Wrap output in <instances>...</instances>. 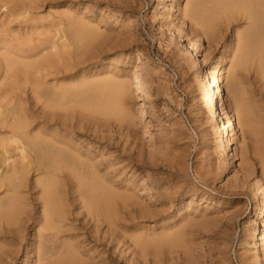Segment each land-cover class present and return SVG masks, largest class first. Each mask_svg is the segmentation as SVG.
<instances>
[{"label":"rangeland","instance_id":"obj_1","mask_svg":"<svg viewBox=\"0 0 264 264\" xmlns=\"http://www.w3.org/2000/svg\"><path fill=\"white\" fill-rule=\"evenodd\" d=\"M14 1L1 0L0 2V42L5 41L6 44L9 41L11 42V44L9 42L10 46L9 44H7L8 46L6 47L4 46L5 51H1L0 55L3 54L2 52L5 54L8 53V51L12 52L5 55V57L2 55L0 56V103L2 105L6 104L4 109H12L13 112H17L18 114L19 105L24 111L28 109L25 112L26 119L29 123L28 128L31 126L33 128L31 127V129H29L31 131L29 132V136H32V141H30L31 145L26 147L30 150V153L36 154L38 158L40 157L39 159L37 158V160H39L38 162L41 170L51 168V164L47 163L48 160L46 156L55 150V148H57L56 154L61 156L68 168L70 167L68 170L61 171L60 174L59 171H57L54 173L55 175H49L42 173L43 171L35 170L36 164H31V166H29V172L27 171L23 177L22 186L20 188V196H22L24 208L27 210L30 208V206H28L30 204L29 202L33 201L38 203L39 196L43 194V186L39 184V181L42 182L45 178H53V196L56 204L63 209H69L71 212L69 220L67 221V223H70V227L68 226V229L64 231L65 233L63 232L61 234L71 235L73 231H75L73 234L74 236L65 235L67 239H64L63 236L56 240L54 245L61 244L63 240H68L72 244L81 245L78 246L77 250L81 249L78 251L79 257L85 263L76 259L73 262L61 259L58 260L56 264H95L97 260L96 264H158V262L159 264H264V251H262L264 248V199H262L264 198V76H260L255 71V67H253L255 64H252V62L249 63V60L246 66H239L237 64L238 50L236 49L237 45L242 46L249 44V49L255 48L256 50L262 46V41H264V0H26L27 2L24 0H22L23 2L16 0L17 2L15 1V3ZM247 1L248 3H246ZM4 3L8 5L6 6ZM32 3H35V6L34 4L32 5ZM234 4L245 6L248 11L250 10L252 15H245L237 11L236 8L228 10V7L234 6ZM69 8H71V10ZM11 9L14 11L16 9L18 11L19 9V15L16 14L17 11L15 13L16 20L13 18L14 12H10ZM66 9L70 11H65ZM4 10H6L5 14ZM57 11L58 13H56ZM63 11L67 15H65ZM29 12L31 15L30 18L28 17ZM61 12L62 14H60ZM74 13L76 14L75 17H73L75 15ZM6 15H8V17ZM70 15L73 16L71 17ZM17 16H19L20 20ZM34 16H36L35 18L41 23H38L40 26L37 25V20H34ZM80 16L83 19L80 18ZM214 16L219 17L207 25ZM6 18L10 21L6 20ZM51 18L53 21L60 22L54 24ZM89 19L93 22H87ZM31 21L35 23L32 25ZM17 23L18 25H16ZM164 23H166L167 26L166 24L164 25ZM52 24L53 26H58L55 28L53 27V33ZM11 25H13V27H11ZM23 25H26L25 29L28 28V26L30 29L23 30L24 28H21L24 27ZM46 25H51V29L49 26L47 28ZM31 26H35L33 27L34 29ZM80 26L83 27L81 28ZM13 28L20 32L13 31ZM5 29H11L13 32H11V30L10 32L6 30V32L2 33ZM55 29L58 32H56ZM170 29L172 31L176 29L174 31L176 33L173 32V35ZM209 30L212 32H209ZM88 31L90 33H88ZM93 31H96V34L93 35ZM15 32L18 34L16 35ZM32 32L33 34H31ZM61 32L65 34L63 37H61ZM4 34L8 35V39ZM69 34L71 36H69ZM55 35L58 37L57 39ZM10 36H12V39ZM33 36L35 40H33ZM48 36L49 40L46 41L45 37L48 38ZM184 36L188 38L190 45L193 44L192 50H187ZM25 37L26 39L24 40ZM20 39L22 40L20 41ZM37 39H42V44L41 47L38 46L40 49H38L39 52L36 54V57L55 53L59 56H56L57 59L55 58L54 64L50 66V69L53 70L47 75V79L41 78V85L38 89L39 92L37 91L34 93L29 90L30 85H25L24 80L22 81L21 79H27V77L33 78L35 74L31 72L21 74L15 67L14 69L12 68L14 74L12 71L6 74L4 62H6V59L11 61V63L16 59L20 61L31 60V57L26 59H23L24 56L21 57L24 53L31 54V52H25L26 49L23 47L27 48L28 46L27 49L29 50L31 46L30 49H32L33 46H36L38 42ZM51 40H53L54 43L58 41L55 43L53 49H51V53L49 50L45 52L43 48L45 46L48 47V43ZM59 40H61V42ZM12 41L14 43L16 42V44L13 45L14 43ZM18 41L20 43L22 42V44H18ZM246 41L248 43H246ZM5 42L3 44H5ZM232 42H234V44ZM84 43L86 44L84 45ZM17 44L20 46L23 45L21 48L19 46V49H22L24 53L20 54V51H18L19 49L16 50L15 46L17 47ZM11 45L17 53L12 48L11 51ZM89 45L91 48L93 47V49H91ZM194 45L196 48L193 47ZM33 50L37 49L34 48ZM64 50L65 52H63ZM89 50L92 51V53ZM68 51L69 53H67V55L63 54ZM194 51L197 52L195 53ZM137 53L143 58V61L140 59L137 61ZM68 54H70V57ZM61 55L63 57H61ZM69 58L73 60L71 65L70 63L72 61L69 60ZM59 59L60 62L58 61ZM82 59L85 63H80L83 61ZM68 61L69 63L67 66ZM61 62L62 64L60 65L59 63ZM90 62L94 64L92 63V65ZM63 63H65V65ZM54 65L61 73H59L57 69L56 72V67L52 68ZM108 65L109 67L107 68ZM86 67H88V69ZM105 67L107 72L103 70ZM46 69L49 68L46 67ZM79 69H81V73H86L85 75L88 74V76L85 77L82 73L80 74L82 77H79ZM131 69H135V71L140 69L139 73L142 71L140 77L143 81V90L146 94L145 99L142 98L141 94H138L137 88L131 81V75L129 74L134 71ZM90 70L92 72H90ZM77 72L79 76H75ZM102 72L105 73L102 74ZM97 73L100 76L97 75ZM111 73H113V76ZM114 75L117 76L115 77ZM10 76L13 77L11 78ZM58 77H61V83L59 80L57 81ZM73 77L74 79H72ZM216 78H219V80ZM240 79L242 82L244 81L243 84ZM122 80L126 82L129 81V83L131 81L130 84H133H129L130 87L126 92H120L118 89V83L123 82ZM212 81L216 85L212 83ZM15 84L18 85L16 86ZM222 85H224V88ZM217 86H219L220 90L222 89L221 95L224 99V106L226 108H224L225 118H227V116L228 118L233 116L236 119L233 120V127L231 129V154L229 155L218 146L213 129V110L216 109V104L219 101ZM133 87H135L136 91ZM23 89L24 91H22ZM12 90L14 94L11 93ZM16 94L19 95L16 96ZM11 96L14 97L11 98ZM3 97L5 98L3 99ZM18 97L23 98V101H19ZM15 98H17L18 101ZM7 99H9V101ZM12 99L15 100L13 101ZM120 99L122 101H120ZM125 99L128 101V104ZM45 105L50 107L46 108L49 109L50 112L56 111L60 116L67 118L66 123H50L44 126L41 116L43 113L42 108ZM74 110L81 113H75ZM126 111L130 113V115L128 113L129 116ZM131 111L133 113H131ZM226 112L228 113L226 114ZM88 114L90 116H88ZM124 114L127 116L125 117ZM133 114L134 116L136 114V117L132 116L134 119L130 117ZM246 114L247 116H245ZM19 115H21V112ZM91 115H93V117ZM99 117L102 119H99ZM70 120L72 124H74L72 127L69 126ZM34 123L36 126L38 124V127L34 126ZM53 126L55 127L53 128ZM40 128H46L45 130L46 132L48 131L49 135L54 134L53 137L57 135L56 140H59L60 137L61 139L53 142L50 136H48V134L46 135V132ZM47 128L49 129L47 130ZM81 128H83V130ZM49 130L53 131L50 132ZM87 130L91 132L89 131L88 134ZM79 132L81 134H79ZM66 133H68V135ZM0 135H3L2 132ZM64 136L65 138L67 136L68 139V136H70L71 139L67 140L66 138L64 140L62 139ZM76 142L79 144L77 145ZM259 142H261V144ZM47 143L51 147V150H49L50 148H48ZM34 144L35 146L33 147ZM74 147L75 150H73ZM86 148L88 150H86ZM89 153L90 156L88 155ZM79 154L87 155L80 156ZM138 156L141 158H138ZM15 157L17 156L15 155ZM124 164L127 166L125 167ZM99 165L103 166L102 169ZM33 173L36 174V176ZM103 175L109 178H105ZM132 175H134V177ZM81 183H88L91 186L99 185L97 189L102 190L105 195L106 203L102 206L103 209L101 210V218L104 217L103 220L92 222L90 215H86L85 209L81 205L83 200V197L80 195ZM127 185L129 189L126 187ZM140 186L143 187L141 188ZM6 189L5 186L0 187V238L2 237L0 239V264H3L2 262H4V260L8 261L9 258V260L13 262H4V264H21V262L22 264L41 263V256L35 254L32 247L45 249L52 241H41L35 237L34 233L36 231L38 232V229H40L39 232L42 231L39 226L30 224L27 228L29 232H24L22 244L15 239L11 241L2 234V230L6 226V218L3 217L4 212L1 211L6 207L7 197L11 194V192L6 191ZM259 189L262 190V193L259 192ZM137 203H139V205ZM132 205L134 206L132 207ZM256 205L263 208V210L256 207ZM39 208L40 206L37 207L35 205L33 217L40 214L41 208ZM134 214L135 219L133 218ZM71 217H76L78 220L73 221ZM88 221L91 222V224ZM120 223L121 225L124 224L123 228L120 226ZM10 224L9 222V225ZM75 224L77 225L75 226ZM82 225H85L87 229L82 227ZM164 225L166 227H164ZM161 226H163L164 229ZM19 227H21L20 222L16 225H10V228L14 230ZM160 227L161 229H159ZM164 230L167 232H164ZM163 233L165 235H163ZM83 234L86 236H83ZM98 234L102 236L100 237ZM189 235L192 237L190 238ZM110 239L111 243L109 241ZM89 240L90 243L88 242ZM134 241L136 244L133 243ZM12 242H17L18 245L17 243L16 245H11ZM31 242H33L32 245ZM103 242L107 244L108 253L111 255V257L108 258L109 260L105 257L106 252L104 254H102V252L100 253V250H103ZM84 243L86 244L84 245ZM96 243L98 245L97 247L95 246ZM90 251L94 256L92 253L90 254ZM192 252H194V255ZM23 253L24 255H22ZM27 253L29 254L27 255ZM55 255L57 254L47 253L44 256V260H53L57 257ZM22 256L25 257L23 258ZM102 256L106 258V260H103L104 262L102 261ZM119 256L121 258H119ZM135 256H137V259ZM184 256L187 257L185 258ZM95 258H97V260H95ZM141 258H143V261ZM133 260L134 262H132Z\"/></svg>","mask_w":264,"mask_h":264},{"label":"bare ground","instance_id":"obj_2","mask_svg":"<svg viewBox=\"0 0 264 264\" xmlns=\"http://www.w3.org/2000/svg\"><path fill=\"white\" fill-rule=\"evenodd\" d=\"M14 1V0H13ZM16 1V0H15ZM15 1H14V3H15ZM20 1H22V0H20ZM25 2H27V1H29V0H24ZM38 1V0H37ZM0 2H1V0H0ZM10 2H11V0H10ZM17 2V1H16ZM19 2V1H18ZM23 2V1H22ZM21 2V3H22ZM245 2V1H244ZM9 3V2H8ZM20 3V4H21ZM235 3V2H234ZM239 3V2H238ZM241 3V2H240ZM246 3H248V1L246 2ZM4 4H6V6L8 5L7 3H4ZM10 4V3H9ZM23 4V3H22ZM30 4V3H29ZM34 4V6H35V3H32V5ZM237 4V3H236ZM236 4H234V6H231V7H228V10H230V9H233V8H236L237 9V11H239V12H241V13H243V14H245V15H252L251 13H250V10L248 11L246 8H245V6L243 7L242 5L240 6V5H236ZM16 5H17V3H16ZM4 6V5H3ZM26 6H27V4H26ZM2 7V6H1ZM23 7V6H22ZM61 7V6H60ZM5 8V7H4ZM24 8V7H23ZM30 8V7H29ZM181 8V7H180ZM186 8V7H185ZM7 9V8H6ZM20 9V8H19ZM19 9H18V11H19ZM34 9V8H33ZM57 9V8H56ZM70 10H71V8H69ZM207 9V8H206ZM12 10V11H11ZM10 10V12H14L13 14H14V19H15V13H16V11H17V9L14 11L13 9H11ZM68 9H66L65 11H67ZM70 10H68V11H70ZM192 10H194V9H192ZM5 11L6 10H4V14H5ZM18 11H17V13L16 14H18L19 15V13H18ZM60 11V10H59ZM180 11H181V9H180ZM64 12V11H63ZM56 13H58V11L56 12ZM21 14V13H20ZM24 14V13H23ZM22 14V15H23ZM28 14V13H27ZM60 14H62V12L60 13ZM64 14H65V12H64ZM71 14V13H70ZM73 14V13H72ZM75 14V13H74ZM156 14V13H155ZM154 14V15H155ZM25 15V14H24ZM65 15H67V14H65ZM78 15H80V14H78ZM153 15V16H154ZM222 15V14H221ZM7 17H8V15H6ZM26 16V15H25ZM24 16V17H25ZM30 12H29V18H30ZM37 16H38V14H37ZM57 16V15H56ZM61 16V15H60ZM71 16V15H70ZM69 16V17H70ZM73 16V15H72ZM71 16V17H72ZM76 16V14L73 16V17H75ZM180 16H181V14H180ZM11 17V16H10ZM18 17V19H19V16H17ZM16 17V18H17ZM23 17V18H24ZM36 16H34V20L36 19L35 18ZM63 17V16H62ZM61 17V18H62ZM70 17V18H71ZM79 17V16H78ZM182 17V16H181ZM218 17L219 16H214V17H212L211 19H210V21H209V23L207 24V25H209L212 21H214L215 19H218ZM4 18V17H3ZM32 18V17H31ZM39 18V17H38ZM41 18V17H40ZM55 18V17H54ZM59 18V17H58ZM77 18V17H76ZM80 18H82L81 16H80ZM11 19V18H10ZM24 19H27V18H24ZM52 19V18H51ZM60 19V18H59ZM72 19V18H71ZM83 19V18H82ZM85 19V18H84ZM239 19V18H238ZM6 20H8L7 18H6ZM16 20V19H15ZM20 20V19H19ZM37 20V19H36ZM40 20V19H39ZM62 20V19H61ZM73 20V19H72ZM76 20V19H75ZM171 20V19H170ZM184 20V19H183ZM4 21V20H3ZM8 21H10V20H8ZM12 21V20H11ZM89 21H91L90 19L87 21V22H89ZM27 22V21H26ZM49 22H51V21H49ZM52 22L54 23V24H56V23H59V22H56V21H53V19H52ZM51 22V23H52ZM62 22V21H61ZM68 22V21H67ZM75 22V21H74ZM73 22V23H74ZM91 22H93V21H91ZM163 22V21H162ZM165 22V21H164ZM170 22V21H169ZM168 22V23H169ZM241 22V21H240ZM5 23V22H4ZM29 23V22H28ZM31 23H32V21H31ZM35 23V22H34ZM34 23H32V25L34 24ZM38 23H40V22H38V20H37V25H39ZM70 23V22H69ZM167 23V22H166ZM166 23H164V25L166 24ZM167 23V24H168ZM3 24V23H2ZM24 24V23H23ZM41 24V23H40ZM63 24V23H62ZM66 24V23H65ZM64 24V25H65ZM167 24H166V26H167ZM170 24V23H169ZM243 24V23H242ZM16 25H18V23L16 24ZM28 25V24H27ZM81 25V24H80ZM238 25H239V23H238ZM15 26V25H14ZM21 26V25H20ZM24 26V25H23ZM26 26V25H25ZM25 26L24 27H21V28H24L23 30H26V29H28L29 28V26H28V28H26L25 29ZM36 26V25H35ZM35 26H33V27H35ZM40 26V25H39ZM47 26V28H48V26H49V28H50V26L51 25H46ZM46 26H45V28H46ZM219 26V25H218ZM1 27V26H0ZM4 27V26H3ZM6 27H7V25H6ZM11 27H13V25H11ZM32 27V26H31ZM32 27V28H33ZM52 33L54 32L53 31V27L55 28V27H58L57 25L56 26H53V24H52ZM81 27V26H80ZM83 27V26H82ZM81 27V28H82ZM168 27H169V25H168ZM171 27V26H170ZM172 27H173V25H172ZM215 27V26H214ZM217 27V26H216ZM9 28H10V26H9ZM44 28V29H45ZM47 28H46V30H47ZM80 28V29H81ZM176 28V27H175ZM196 28V27H195ZM211 28H213V27H211ZM222 28V27H221ZM4 29V28H3ZM2 29V30H3ZM30 29V28H29ZM34 29V28H33ZM33 29H32V31H33ZM51 29V28H50ZM79 29V28H78ZM173 29H174V27H173ZM210 29V28H209ZM249 29V28H248ZM6 30L7 29H5V31H2V33H4V32H6ZM11 30V29H10ZM10 30L8 29L7 31H9L10 32ZM15 29L13 28V31H14ZM18 30H19V28H18ZM22 30V29H21ZM38 30H39V28H38ZM40 30H42L41 28H40ZM59 30V29H58ZM171 30V29H170ZM176 30V29H175ZM174 30V31H175ZM178 30V29H177ZM199 30V29H198ZM12 30H11V32H13ZM16 31V30H15ZM49 31V30H48ZM55 31L56 32H58L56 29H55ZM64 31L66 32V30H65V28H64ZM71 31V30H70ZM172 31V30H171ZM174 31H172V33L174 32ZM181 31V30H180ZM16 32H20V31H16ZM15 32V34L17 35L18 33H16ZM26 32V31H25ZM30 32V31H29ZM41 32V31H40ZM39 32V33H40ZM42 32H43V30H42ZM41 32V33H42ZM50 32H51V30H50ZM55 32V33H56ZM209 32H212V31H210L209 30ZM22 33V32H21ZM20 33V34H21ZM44 33V32H43ZM54 33V34H55ZM88 33H90L89 31H88ZM97 33H98V31H97ZM174 33H176V32H174ZM174 33H173V35H174ZM217 33V32H216ZM24 34V33H23ZM27 34H29V33H27ZM31 34H33V32L31 33ZM46 34V33H45ZM57 34V33H56ZM68 34V33H67ZM94 34H96V31H93V35ZM100 34H102V33H100ZM99 34V35H100ZM183 34V33H182ZM0 35H1V33H0ZM4 35H6L5 37L7 38V34H4ZM22 35V34H21ZM25 35H26V33H25ZM34 35H35V37H36V34L34 33ZM42 35V34H41ZM63 35H65L64 33H62L61 32V37H63ZM172 35V36H173ZM175 35H177V34H175ZM196 35H199V34H196ZM22 36H24V35H22ZM21 36V37H22ZM32 36V35H31ZM56 36V35H55ZM58 36H59V33H58ZM68 36V35H67ZM69 36H71L70 34H69ZM104 36V35H103ZM177 36H180V35H177ZM186 36V35H185ZM185 36H184V38H185ZM4 37V38H5ZM12 36H10V38H11ZM19 37V36H18ZM30 37V36H29ZM35 37L33 36V38H30V39H33V40H35ZM52 37V36H51ZM96 37V36H95ZM214 37V36H213ZM1 38H2V36H1ZM3 38V39H4ZM37 38H40V37H37ZM54 38V37H53ZM52 38V39H53ZM58 37L56 36V39H57ZM64 38H66V37H64ZM104 38V37H103ZM107 38V37H106ZM187 38V37H186ZM184 39V40H186V48H187V50H189V49H193L192 48V45H190V42L188 41V38L187 39ZM197 38V37H196ZM200 38V37H199ZM8 39V38H7ZM7 39H4V40H6V41H8ZM12 39V38H11ZM10 39V40H11ZM26 39V37L24 38V40ZM45 39H46V41L47 40H49V36H48V38L47 37H45ZM72 39V38H71ZM96 39H97V37H96ZM99 39V38H98ZM250 39V38H249ZM22 39H20V41H21ZM33 40H32V42H33ZM38 40V39H37ZM42 40V39H41ZM41 40L39 39L38 40V42H37V44H36V46H33V43H32V46H33V48L32 49H30L31 48V46H30V48H29V50L27 49L28 48V46H27V48H25V47H23L24 49H26V51L25 52H27V53H30L31 52V54H26V53H24V51L22 50V52H21V50L19 49V46L20 45H18L20 42L18 41V44H17V47L15 46V48H16V50L17 49H19L18 51H20L19 53L21 54V53H24V54H22V56L20 55V54H18L19 56H21V57H23V59H26V58H29V57H31L32 59L31 60H15L14 62H12L11 63V61H8L7 59H6V62H4L5 63V65H4V69H5V71L7 72H4V73H6V74H8V73H10L11 71H12V68L14 69V67L15 68H17V71L19 72V73H23V74H26V73H34L33 75H34V77L33 78H29V77H27V79L25 78V79H21L22 81L24 80V83H25V85L26 84H29L30 85V91L31 92H34V93H36L37 91H38V89H39V86L41 85V78L42 79H44V78H46L47 77V75H49L50 73H51V70H53V69H50L51 67V65L52 64H54L53 62H54V59L56 58L57 59V57L59 56H57V54L55 53V54H44L42 57L40 56V57H36V54H38V49H40L38 46H40L41 47ZM44 40V39H43ZM55 40V39H54ZM61 40H62V38H61ZM61 40H59L60 42H61ZM65 40V39H64ZM75 40H77V39H75ZM74 40V41H75ZM180 40H181V38H180ZM245 40V39H244ZM1 41V40H0ZM45 41V40H44ZM58 41V40H57ZM56 41V42H57ZM63 41V40H62ZM65 41H67V40H65ZM93 41V40H92ZM95 41V40H94ZM97 41V40H96ZM105 41H106V39H105ZM232 41H234V40H232ZM5 42V41H4ZM4 42H0V52L1 51H5L4 50V48L6 47V46H8L7 44H9V42L6 44V42H5V44H3ZM13 42V41H12ZM49 42V41H48ZM55 42V43H56ZM59 42V43H60ZM103 42V41H102ZM14 43V42H13ZM12 43V44H13ZM29 43V42H28ZM55 43H54V41L53 40H51L49 43H48V47L47 46H45V44L43 43V45L45 46L43 49H45V52L47 51V50H49V52L51 51V49H53V47H54V45H55ZM58 43V44H59ZM67 43V42H66ZM65 43V44H66ZM68 43H69V40H68ZM96 43V42H95ZM101 43V42H100ZM104 43V42H103ZM195 43V42H194ZM233 44H234V42H232ZM246 43H248L247 41H246ZM10 44H11V42H10ZM10 44H9V46H10ZM16 44V42L13 44V45H15ZM20 44H22V42L20 43ZM25 44V43H24ZM86 43H84V45H85ZM31 45V44H30ZM35 45V44H34ZM42 45V46H43ZM61 45V44H60ZM59 45V46H60ZM64 45V44H63ZM69 45V44H68ZM79 45V44H78ZM90 45H91V43H90ZM90 45H89V47H90ZM93 45H95V44H93ZM104 45V44H103ZM5 46V47H4ZM12 46V45H11ZM23 46V45H22ZM22 46H20V48L22 47ZM25 46V45H24ZM58 46V47H59ZM66 46V45H65ZM70 46V45H69ZM92 46V45H91ZM228 46V45H227ZM249 44H247V45H242V46H238L237 45V47H236V49L238 50V53H237V55H238V58H237V64L239 65V66H241V67H243V66H246V63L248 62V60H249V63L250 62H252V64H255V66H253V67H255V71L260 75V76H264V41H262V46L260 47V48H258L257 50L254 48V49H249ZM38 47V48H37ZM62 47V46H61ZM84 47V46H83ZM96 47H97V44H96ZM96 47H94V48H96ZM193 47H195V45L193 46ZM14 49V47L12 46V47H10V49ZM34 48H36L37 50H33ZM60 48V47H59ZM63 48H64V46H63ZM87 48V47H86ZM86 48H85V50H86ZM91 48V47H90ZM196 48V47H195ZM232 48V47H231ZM9 49V50H10ZM12 49H11V51H12ZM61 49V48H60ZM89 49V48H88ZM91 49H93V47L91 48ZM7 50V49H6ZM15 50V49H14ZM14 50H13V53H14ZM15 50V52L17 53V51ZM63 50V49H62ZM70 50V49H69ZM95 50V49H94ZM195 50V49H194ZM255 50V51H254ZM58 51H59V49H58ZM66 51H67V49H66ZM75 51V50H74ZM88 51V50H87ZM90 51V50H89ZM41 52H43V51H41ZM52 52H53V50H52ZM63 52H65V50L63 51ZM91 53H92V51H90ZM190 52H192V51H190ZM195 52V51H194ZM197 52V51H196ZM195 52V53H196ZM3 54H1L2 56H4L5 57V55H7L8 53H12V52H9L8 51V53H4V52H2ZM51 53V52H50ZM62 53V52H61ZM67 53H69V51L68 52H66V53H63L64 55L66 54L67 55ZM71 53V52H70ZM73 53V52H72ZM94 53V52H93ZM134 53V52H133ZM60 54V53H59ZM76 54H78V53H76ZM81 54V53H80ZM85 54H86V51H85ZM0 55V56H1ZM69 55V57H70V54H68ZM72 55V54H71ZM75 55V54H74ZM82 55V54H81ZM80 55V56H81ZM90 55V54H89ZM99 55V54H98ZM193 55V54H192ZM194 55H196V54H194ZM229 55H230V53H229ZM12 56H14V55H12ZM17 56V55H16ZM26 56V57H25ZM57 56V57H56ZM93 56V55H92ZM101 56V55H100ZM135 56V55H134ZM61 57H63L62 55H61ZM67 57V56H66ZM66 57H64V58H66ZM75 57V56H74ZM144 57V56H143ZM1 58V57H0ZM16 58V57H15ZM18 58V57H17ZM90 58V57H89ZM96 58V57H95ZM101 58V57H100ZM136 58H138V60L137 61H139V59L140 60H142L143 58L139 55V53H137L136 54ZM3 59V58H2ZM20 59H22V58H20ZM85 59V58H84ZM94 59V58H93ZM63 60H65V59H63ZM69 60H71L72 62L70 63V65L73 63V60H72V58H69ZM83 60V59H82ZM88 60V59H87ZM97 60V59H96ZM3 61H4V59H3ZM59 62H60V59L58 60ZM81 61V60H80ZM85 61H86V59H85ZM143 61V60H142ZM55 62H56V60H55ZM64 62V61H63ZM141 62V61H140ZM232 62V61H231ZM68 63H69V61L67 62V66H68ZM80 63H85L84 62V60L83 61H81ZM93 62H90V64H92ZM228 63V62H227ZM236 63V62H235ZM60 65L62 64V62L61 63H59ZM64 65H65V63H63ZM94 64V63H93ZM92 64V65H93ZM57 65V64H56ZM60 65H58V66H60ZM86 65V64H85ZM84 65V66H85ZM100 65V64H99ZM213 65V64H212ZM231 65V64H230ZM237 65V66H238ZM91 66V65H90ZM139 66V65H138ZM217 66V65H216ZM238 66V67H239ZM46 67H48L49 69H46ZM54 67H56L55 65L52 67V68H54ZM75 67V66H74ZM92 67V66H91ZM109 67V65L107 66V68ZM136 67V66H135ZM134 67V68H135ZM213 67V66H212ZM211 67V68H212ZM228 67V66H227ZM67 68V67H66ZM70 68H71V66H70ZM82 68V67H81ZM87 69H88V67H86ZM112 68V67H111ZM111 68H109V69H111ZM229 68H230V66H229ZM57 69V67L55 68V70ZM65 69V68H64ZM68 69V68H67ZM77 69H78V67H77ZM85 69V68H84ZM136 69H138V68H136ZM209 69V68H208ZM226 69H228V68H226ZM57 70H59V69H57ZM57 70H56V72H57ZM66 70V69H65ZM80 71H79V75L80 74H82L81 73V69H79ZM95 70V69H94ZM93 70V71H94ZM104 71L106 70V67H105V69H103ZM132 70V69H131ZM130 70V71H131ZM134 70V71H133ZM132 71V73L131 74H129V75H131V81L134 83V85H135V87L137 88V91H138V94H141V96H142V98H146V94H145V92H144V90H143V81H142V79H141V77H140V74L142 73V71H141V73H139V71H140V69L139 70H137V71H135V69H133ZM212 70V69H211ZM229 70V69H228ZM16 71V70H15ZM42 71V72H41ZM78 71V70H77ZM85 71V70H84ZM89 71V70H88ZM95 71H97V70H95ZM112 71V70H111ZM90 72H92L91 70H90ZM99 72H100V70H99ZM106 72H107V70H106ZM110 72V71H109ZM113 72V71H112ZM215 72V71H214ZM12 73H13V71H12ZM41 73H42V76H41ZM59 73H61V71L59 70ZM72 73V72H71ZM95 73V72H94ZM103 73H105V72H102V74ZM114 73V72H113ZM113 73H111L112 74V76H113ZM121 73V72H120ZM123 73V72H122ZM125 73V72H124ZM128 73V72H127ZM130 73V72H129ZM208 73H210V72H208ZM229 73V72H228ZM235 73V72H234ZM14 74V73H13ZM17 74V73H16ZM36 74H38V75H36ZM54 74H55V72H54ZM53 74V75H54ZM84 74V73H83ZM86 74V73H85ZM84 74V75H85ZM119 74V73H118ZM239 74V73H238ZM12 75V74H11ZM19 75V74H18ZM58 75V74H57ZM66 75V74H65ZM76 75H78V72H77V74H75V76ZM78 75V76H79ZM89 75H90V73H89ZM91 75H92V73H91ZM97 75H99L98 73H97ZM128 75V76H129ZM211 75H212V73H211ZM225 75V74H224ZM234 75V74H233ZM24 76V75H23ZM29 76V75H28ZM86 76H88V74L87 75H85V77ZM100 76V75H99ZM115 76V75H114ZM117 76V75H116ZM115 76V77H116ZM124 76V75H123ZM128 76H127V78H128ZM235 76H236V74H235ZM242 76V75H241ZM11 77V76H10ZM13 77V76H12ZM11 77V78H12ZM57 77V76H56ZM66 77H67V75H66ZM79 77H82L81 75L79 76ZM104 77V76H103ZM118 77H120V76H118ZM121 77H122V75H121ZM120 77V78H121ZM212 77V76H211ZM18 78H19V76H18ZM61 78V77H60ZM60 78L58 77V79H57V81L59 80L60 81ZM89 78H91V77H89ZM96 78V77H95ZM125 78V77H124ZM213 78V77H212ZM221 78V77H220ZM241 78V77H240ZM47 79V78H46ZM50 79V78H49ZM63 79V78H62ZM71 79V78H70ZM72 79H74V77L72 78ZM71 79V80H72ZM76 79V78H75ZM85 79V78H84ZM122 79H123V77H122ZM130 79V78H129ZM217 80H219V78H216ZM215 79V80H216ZM230 79V78H229ZM9 80H12V79H9ZM19 80V79H18ZM64 80V79H63ZM66 80V79H65ZM67 80H69V79H67ZM90 80V79H89ZM119 80V79H118ZM213 80H214V78H213ZM224 80V79H223ZM17 81V80H16ZM44 81V80H43ZM56 81V80H55ZM74 81V80H73ZM123 81V80H122ZM131 81H130V83H131ZM234 81V80H233ZM240 81L242 82V80L240 79ZM21 82V81H20ZM53 82H54V80H53ZM65 82V81H64ZM67 82V81H66ZM81 82V81H80ZM80 82H78V83H80ZM111 82V81H110ZM219 82V81H218ZM223 82V81H222ZM226 82V81H225ZM244 82V81H243ZM243 82H242V84H243ZM23 83V82H22ZM43 83V82H42ZM46 83V82H45ZM58 83V82H57ZM60 83H61V81H60ZM129 81L128 82H126V81H123V82H119L118 83V89H119V91L120 92H126L127 90H128V88L130 87L129 86ZM212 83H214L213 81H212ZM220 83V82H219ZM13 84V83H12ZM20 84V83H19ZM64 84V83H63ZM67 84V83H66ZM215 84V83H214ZM16 85V84H15ZM18 85V84H17ZM16 85V86H17ZM54 85V84H53ZM56 85H58V84H56ZM68 85V84H67ZM72 85H73V83H72ZM78 85V84H77ZM130 85H133V84H130ZM216 85V84H215ZM214 85V86H215ZM12 86V85H11ZM21 86H23V85H21ZM224 85H222V87H223ZM240 86V85H239ZM20 87V86H19ZM54 87H55V85H54ZM132 87V86H131ZM135 87H133V89L135 90ZM210 87V86H209ZM221 87V86H220ZM23 88V87H22ZM28 88V87H27ZM224 88V87H223ZM8 89V88H7ZM14 89V88H13ZM73 89V88H72ZM131 89V88H130ZM216 89V88H215ZM245 89V88H244ZM8 90H10V89H8ZM7 90V91H8ZM20 90H21V87H20ZM19 90V91H20ZM26 90V89H25ZM217 90L219 91V101L217 102V104H216V109L215 110H213V116H212V119H213V121H214V125H213V129H214V134H215V137H216V139H217V143H218V146L219 147H221L223 150H225V152H227V154L229 155V154H231L230 153V140H231V138H232V136H231V129H232V127H233V120H236L233 116H230L231 118H228V116H227V118H225V116L226 115H224V108H225V106H224V99H223V97H222V95H221V90H220V88H219V86H217ZM15 91V90H14ZM22 91H24V89L22 90ZM21 91V92H22ZM27 91V90H26ZM136 91V90H135ZM211 91V90H210ZM215 91V90H214ZM4 92H5V89H4ZM18 92V91H17ZM39 92V91H38ZM108 92H110V91H108ZM114 92V91H113ZM131 92V91H130ZM222 92H224V91H222ZM1 93H2V91H1ZM11 93H13V90H12V92ZM11 93H10V95H11ZM24 93V92H23ZM228 93V92H227ZM14 94V93H13ZM12 94V95H13ZM126 94H128V93H126ZM137 94V93H136ZM9 95V94H8ZM19 95V94H18ZM17 94H16V96H18ZM22 95V94H21ZM31 95H33V94H31ZM131 95V94H130ZM211 95H214V94H211ZM3 96V95H2ZM1 96V97H2ZM6 96V95H5ZM15 96V95H14ZM14 96H11V98L12 97H14ZM15 96V97H16ZM138 96V95H137ZM32 97V96H31ZM36 97V96H35ZM140 97V96H139ZM225 97V96H224ZM5 97H3V99H4ZM10 98V97H9ZM21 97H18V99H19V101H23V98H21ZM37 98H39V97H37ZM131 98V97H130ZM15 99H17V98H15ZM14 99V100H15ZM18 99H17V101H18ZM40 99H41V96H40ZM71 99V98H70ZM242 99V98H241ZM247 99V98H246ZM245 99V100H246ZM1 100H2V98H1ZM8 101H9V99H7ZM7 100H6V103H7ZM13 100V99H12ZM13 100V101H14ZM32 100V99H31ZM126 100V99H125ZM131 100V99H130ZM242 100H244V99H242ZM16 101V102H17ZM117 101V100H116ZM120 101H122L121 99H120ZM127 101V100H126ZM126 101H124V102H126ZM216 101V100H215ZM226 101V100H225ZM10 102H11V100H10ZM16 102H15V104H16ZM43 102V101H42ZM233 102V101H232ZM5 103V102H4ZM19 103V102H18ZM95 103H97V102H95ZM131 103V102H130ZM8 104V103H7ZM12 104V103H11ZM99 104V103H98ZM127 104H128V101H127ZM6 105V104H5ZM5 105L3 104H1L0 103V134H1V132H2V136L0 135V167H1V170H0V187H2V186H5L7 189H6V191H10L11 192V194L7 197V205H6V207L3 209V211H1V212H4V218H6V221H5V224H6V226L3 228V230H2V234L4 235V237H7V238H9L11 241H12V239H15L16 241H18L19 243H21L22 242V239H24L23 237H24V232L26 231V232H29L28 230H27V228L30 226V224H33V226L34 225H37V226H39L41 229H42V231H40L39 232V230L40 229H38V232L36 231L34 234H35V237L38 239V240H41V241H43V240H50V241H52V243L50 244V245H48L47 246V248H43V249H39V248H36V247H32V250H34V252H35V254H37V255H40L41 256V263H37V264H56V262L58 261V260H61V259H64V260H67V261H70V262H73V261H75V259L76 260H79L80 262H82V263H85L80 257H79V252L78 251H80V250H77L78 249V246H81V245H79V244H72L71 242H69L68 240H63V241H61V244H58V245H54V242H56V240H58L59 238H62L63 236V238L64 239H67V238H65L67 235H70V234H65V235H62L61 233H63L65 230H67L68 228V226L70 227V223H67V221L69 220V216H70V214H71V212H70V210L68 209H63V208H61V207H59L57 204H56V202H55V199H54V194H53V189H54V182H53V178H51V179H47V178H45L44 180H42V182L41 181H39V184L40 185H42L43 186V188H42V192H43V194H42V196L40 195L39 196V199H38V203H35V202H33V201H30L28 204V206H30V208L29 209H27V210H25V208H24V204H23V201H22V196H20V188H21V186H22V180H23V177H24V175L27 173V171L29 170V166H31V164H36L35 165V170H40L42 173H45V174H49V175H55L54 173L55 172H57V171H59V174H60V172L61 171H63V170H68L69 168H68V166L66 165V163H64L63 162V160H62V158H61V156L60 155H58V154H56V152H57V148H55V150H53L52 152H50L49 153V155L48 156H46L47 157V160H48V162L47 163H50L51 164V168L49 169V168H47V169H45V170H41V167H40V165H39V160H37V158H38V156L36 155V154H32V153H30V150L29 149H27V147L26 146H29V145H31V143H30V141H32V136L30 135L29 136V132H31L29 129H31V127L30 128H28V126H29V123H28V121H27V119H26V116H25V112L28 110H26V111H24L21 107H20V105L18 106V108H19V114H20V112H21V115H19L17 112H13V110L12 109H8V110H6V108L4 109V107H5ZM22 105H23V103H22ZM39 105V104H38ZM41 105V104H40ZM132 105V104H131ZM226 105V104H225ZM241 105V104H240ZM13 106V105H12ZM33 106H34V104H33ZM113 106V105H112ZM124 106V105H123ZM47 107H49L48 105H45L43 108H42V110H43V113H42V116H41V118H42V121H43V123H44V126H46V125H49L50 123L52 124V123H66V120H67V118H65L64 116L62 117V116H60V114H58L56 111L55 112H50V110L49 109H46ZM127 107V106H126ZM227 107V106H226ZM233 107V106H232ZM2 108H3V110H2ZM28 108V107H27ZM50 108V107H49ZM83 108V107H82ZM234 108V107H233ZM36 109H37V107H36ZM35 109V110H36ZM65 109V108H64ZM126 109H128V108H126ZM131 109V108H130ZM226 109V108H225ZM52 110V109H51ZM68 110V109H67ZM233 110V109H232ZM244 110V109H243ZM22 111H23V113H22ZM124 111H125V109H124ZM234 111V110H233ZM232 111V112H233ZM253 111V110H252ZM67 112V111H66ZM66 112H64V113H66ZM74 112L76 113V112H79V111H75L74 110ZM127 112V111H126ZM237 112V111H236ZM79 113H81V112H79ZM83 113V112H82ZM128 113L129 112H127V115H128ZM131 113H133L132 111H131ZM228 112H226V114H227ZM29 114H30V112H29ZM84 114V113H83ZM231 114V113H230ZM79 115V114H78ZM125 115V117L127 116L126 114H124ZM129 115H130V113H129ZM128 115V116H129ZM241 115V114H240ZM28 116V115H27ZM31 116H33V115H31ZM86 116H87V114H86ZM88 116H90L89 114H88ZM92 117H93V115H91ZM136 117V114H135V116H134V114L133 115H131L130 117ZM235 116V115H234ZM245 116H247V114L245 115ZM251 116V115H250ZM73 117H74V115H73ZM132 117V118H133ZM236 117H237V115H236ZM28 118V117H27ZM78 118V117H77ZM85 118V117H84ZM90 118V117H89ZM96 118V117H95ZM91 119H93V118H91ZM99 119H102V118H100L99 117ZM104 119V118H103ZM134 119V118H133ZM30 120V119H29ZM105 120V119H104ZM126 120H127V118H126ZM39 121V120H38ZM101 121V120H100ZM103 121V120H102ZM131 121H132V119H131ZM134 121V120H133ZM90 122H92V121H90ZM120 122V121H119ZM148 122V121H147ZM239 122V121H238ZM96 123H99V122H96ZM107 123V122H106ZM105 123V124H106ZM35 124V123H34ZM42 124V123H41ZM104 124V125H105ZM126 124V123H125ZM135 124V123H134ZM133 124V125H134ZM145 124V123H144ZM239 124V123H238ZM118 125V124H117ZM119 125H120V123H119ZM147 125V124H146ZM34 126H36V124L34 125ZM44 126H42V127H44ZM69 126L70 127H72V126H74V124H72V121L70 120L69 121ZM107 126V125H106ZM145 126V125H144ZM36 127H38V124H37V126ZM50 127V126H49ZM55 126H53V128H54ZM58 127V126H57ZM108 127V126H107ZM240 127V126H239ZM242 127V126H241ZM33 128V127H32ZM117 128H119V127H117ZM126 128V127H125ZM36 129V128H35ZM40 129H42V128H40ZM46 129V128H45ZM45 129H42V130H44L45 132H46V130ZM49 128H47V130H48ZM60 129V128H59ZM63 129V128H62ZM72 129V128H71ZM82 130H83V128H81ZM80 129V130H81ZM87 129V128H86ZM233 129H235V128H233ZM260 129H261V127H260ZM33 130V129H32ZM38 130H39V128H38ZM50 131V130H49ZM51 131H53V130H51ZM50 131V132H51ZM59 131H61V130H59ZM84 131H86V130H84ZM88 131V130H87ZM90 131V130H89ZM89 131L87 132L88 134H89ZM126 131V130H125ZM56 132H57V130H56ZM55 132V133H56ZM62 132V131H61ZM64 132V131H63ZM73 132H75V131H73ZM81 132H83V131H81ZM91 132V131H90ZM33 133V132H32ZM42 133V132H41ZM54 133V132H53ZM69 133V132H68ZM68 133H66L67 135H68ZM86 133V132H85ZM86 133V134H87ZM264 133V132H263ZM46 135L48 134V136H50V139H52V141L53 142H56V141H59L60 139H61V137H60V139L59 140H56V137H57V135H56V137H53V135L54 134H50L49 135V133H48V131L45 133ZM64 134H65V132H64ZM73 134V133H72ZM79 134H81L80 132H79ZM233 134V133H232ZM62 135V134H61ZM69 135H71V134H69ZM74 135V134H73ZM76 135V134H75ZM90 135H91V133H90ZM94 135V134H93ZM60 136V135H59ZM85 136V135H84ZM89 136V135H88ZM69 137V139H71L70 138V136H68ZM77 137H78V135H77ZM55 138V139H54ZM59 138V137H58ZM66 138H67V136H66ZM65 138V136H64V138H62V139H66ZM83 138V137H82ZM81 138V139H82ZM68 138H67V140H69ZM264 139V138H263ZM67 140H66V143H67ZM74 141V140H73ZM73 141H71V142H73ZM76 141L78 142V140L76 139ZM34 142V141H33ZM62 142V141H61ZM70 142V141H69ZM77 142H76V144H77ZM58 143V142H57ZM56 143V144H57ZM75 143V142H74ZM84 143V142H83ZM82 143V144H83ZM254 143V142H253ZM260 144H261V142H259ZM61 144V143H60ZM73 144V143H72ZM79 144V143H78ZM77 144V145H78ZM85 144V143H84ZM256 144V143H255ZM64 145V144H63ZM67 145V144H66ZM69 145V144H68ZM75 145V144H74ZM80 145H81V143H80ZM35 146V144L33 145V147ZM47 146H48V148H50L49 150H51V147L48 145V143H47ZM71 146V145H70ZM82 146V145H81ZM232 146V145H231ZM262 146V145H261ZM72 147V146H71ZM77 147V146H76ZM85 148V147H84ZM83 148V149H84ZM78 149V148H77ZM41 150V149H40ZM73 150H75V147H74V149ZM79 150V149H78ZM80 150H81V147H80ZM86 150H88L87 148H86ZM232 150V149H231ZM42 151V150H41ZM82 151V150H81ZM85 151V150H84ZM83 151V152H84ZM15 152H16V154H15ZM76 152H78V151H76ZM87 152V151H86ZM85 152V153H86ZM243 152V151H242ZM41 153V152H40ZM80 153H82V152H80ZM17 156V157H15V155ZM42 154V153H41ZM92 154V153H91ZM63 155V154H62ZM78 155V154H77ZM80 156H82V155H84V154H79ZM85 155H87V154H85ZM84 155V156H85ZM89 156H90V153L88 154ZM226 155V154H225ZM233 155V154H232ZM246 155H247V153H246ZM41 156V155H40ZM64 156V155H63ZM92 156H95V155H92ZM98 157V156H97ZM127 157V156H126ZM137 157V156H136ZM227 157V156H226ZM40 158V157H39ZM38 158V159H39ZM86 158H88V157H86ZM96 158V157H95ZM138 158H141V157H139L138 156ZM154 158V157H153ZM242 158V157H241ZM36 159V160H35ZM94 159V158H93ZM92 159V160H93ZM126 159V158H125ZM128 159V158H127ZM134 159V158H133ZM165 159V158H164ZM170 159V158H169ZM231 159V158H230ZM90 160V159H89ZM145 160H147V159H145ZM157 160V159H156ZM181 160V159H180ZM183 160V159H182ZM249 160V159H248ZM248 160H246V161H248ZM132 161V160H131ZM137 161V160H136ZM173 161V160H172ZM92 162V161H91ZM95 162V161H94ZM133 162V161H132ZM132 162H130V163H132ZM230 162V161H229ZM93 163V162H92ZM102 163V162H101ZM127 163V162H126ZM49 164V165H50ZM95 164V163H94ZM246 164V163H245ZM98 165V164H97ZM96 165V166H97ZM102 165V164H101ZM105 165V164H104ZM125 165V167L127 166L126 164H124ZM132 165V164H131ZM100 166V165H99ZM263 166V165H262ZM33 167H34V165H33ZM101 167V169H102V167L103 166H100ZM99 167V168H100ZM133 167V166H132ZM32 168V167H31ZM94 168H96V167H94ZM124 168V167H123ZM128 168V167H127ZM126 168V169H127ZM130 168V167H129ZM134 168H135V166H134ZM259 168V167H258ZM131 169V168H130ZM138 169V168H137ZM202 169V168H201ZM32 170V169H31ZM30 170V171H31ZM100 170V169H99ZM104 170H105V167H104ZM125 170V169H124ZM128 171V170H127ZM132 171V170H131ZM206 171V170H205ZM210 171V170H209ZM264 171V170H263ZM29 172V171H28ZM105 172V171H104ZM128 172H130V171H128ZM137 172V171H136ZM206 172H208V171H206ZM41 173V174H42ZM106 173V172H105ZM29 174V173H28ZM34 174V173H33ZM133 174V173H132ZM203 174V173H202ZM35 176H36V174H34ZM57 175V174H56ZM100 175V174H99ZM102 175V174H101ZM104 176V175H103ZM108 176H109V174H108ZM108 176H106V177H108ZM133 177H134V175H132ZM205 176V175H204ZM60 177V176H59ZM105 177V176H104ZM105 177V178H106ZM111 177V176H110ZM141 177V176H140ZM103 178V177H102ZM109 178V177H108ZM41 179V178H40ZM104 179V178H103ZM102 179V180H103ZM112 179V178H111ZM140 179V178H139ZM106 180H109V179H106ZM105 180V181H106ZM124 180V179H123ZM126 180H127V178H126ZM131 180V179H130ZM129 180V181H130ZM110 181V180H109ZM107 182V181H106ZM124 182H125V180H124ZM126 182H128V181H126ZM140 182V181H139ZM239 182V181H238ZM42 183V184H41ZM59 183V182H58ZM113 183H115V182H113ZM117 183V182H116ZM122 183V182H121ZM131 183V182H130ZM129 183V184H130ZM135 183V182H134ZM257 183V182H256ZM137 184H138V182H137ZM63 185V184H62ZM121 186H123L122 184H120ZM119 185V186H120ZM133 185V184H132ZM131 185V186H132ZM135 185H136V183H135ZM141 185V184H140ZM258 185H260V184H258ZM99 185H94V186H91V185H89L88 183H81V189H80V195L83 197V200H82V202H81V205L83 206V208L85 209V213H86V215H90V217H91V220H92V222H98L99 220H103V218H101V210L103 209L102 208V206L103 205H105V203H106V199H105V195L103 194V192H102V190H99V189H97V188H99L98 187ZM119 186H118V188H119ZM256 186V185H255ZM126 187H128V185L126 186ZM126 187H125V189H126ZM135 187V186H134ZM133 187V188H134ZM141 187V186H140ZM143 187V186H142ZM141 187V188H142ZM258 187V186H257ZM260 187V186H259ZM256 188V187H255ZM261 188V187H260ZM41 189V188H40ZM121 189H123V188H121ZM128 189H129V187H128ZM130 189H132V188H130ZM258 189V188H257ZM61 190V189H60ZM138 190V189H137ZM143 190V189H142ZM260 190V189H259ZM22 191H24V190H22ZM58 191V190H57ZM65 191H66V189H65ZM127 191V190H126ZM139 191V190H138ZM257 191V190H256ZM262 190H260L259 192H261ZM25 192V191H24ZM255 192V191H254ZM258 192V193H259ZM35 193H36V191H35ZM135 193V192H134ZM262 193V192H261ZM261 193H259V194H261ZM33 194H34V192H33ZM136 194V193H135ZM203 195V194H202ZM25 196V195H24ZM134 196H136V195H134ZM263 196V195H262ZM74 197V196H73ZM137 198H139V197H137ZM172 199V198H171ZM202 199V198H201ZM262 199H264V198H262ZM139 203H141V202H139ZM139 203H137L138 205H139ZM35 205L38 207V206H40V208H41V210H40V214L38 215V216H36V217H33V213H34V211H35ZM135 205V204H134ZM134 205H132V207L134 206ZM138 205H135V206H138ZM141 205H143L142 203H141ZM255 205V204H254ZM144 206V205H143ZM118 207V206H117ZM126 207H128V206H126ZM130 207V206H129ZM256 207H259V206H257L256 205ZM39 208V209H40ZM77 208V207H76ZM125 208V207H124ZM140 208V207H139ZM260 208V207H259ZM114 209V208H113ZM126 209V208H125ZM128 209V208H127ZM260 209H262L263 210V208H260ZM73 210V209H72ZM37 211V210H36ZM128 211V210H127ZM144 211H146V210H144ZM148 211V210H147ZM134 212V211H133ZM136 212V211H135ZM119 213V212H118ZM122 213V212H121ZM144 213V212H143ZM148 213V212H147ZM146 213V214H147ZM186 213V212H185ZM125 214V213H124ZM1 215V214H0ZM74 215V214H73ZM185 215H187V214H185ZM78 216V215H77ZM118 216H119V214H118ZM189 216V215H188ZM135 217V214H134V216H133V218ZM72 218V217H71ZM137 218V217H136ZM187 218V217H186ZM124 219V218H123ZM127 219V218H126ZM135 219V218H134ZM188 219V218H187ZM71 220H78V218H76V217H73ZM70 220V221H71ZM80 220V219H79ZM137 220V219H136ZM143 220H144V218H143ZM183 220V219H182ZM126 221V220H125ZM169 221V220H168ZM9 222L12 224V225H16L18 222H20V226L21 227H19L18 229H16V230H14V229H11L10 228V225H9ZM83 222H84V219H83ZM89 222V221H88ZM135 222V221H134ZM140 222V221H139ZM180 222V221H179ZM190 222H191V220H190ZM82 223V222H81ZM90 224H91V222H89ZM88 223V224H89ZM110 223V222H109ZM143 223V222H142ZM162 223V222H161ZM164 223V222H163ZM171 223V222H170ZM169 223V224H170ZM263 223H264V221H263ZM93 224V223H92ZM105 224V223H104ZM132 224V223H131ZM136 224V223H135ZM138 224V223H137ZM166 224V223H165ZM172 224H173V222H172ZM172 224H171V226H172ZM184 224V223H183ZM3 225V224H2ZM77 224H75V226H76ZM79 225V224H78ZM103 225V224H102ZM115 225V224H114ZM124 225V224H123ZM123 225H121V223H120V226L123 228ZM133 225V224H132ZM131 225V226H132ZM167 225V224H166ZM176 225V224H175ZM18 226V225H17ZM73 226V225H72ZM75 226H73V227H75ZM136 226V225H135ZM135 226H133V227H135ZM138 226H140V225H138ZM169 226V225H168ZM167 226V227H168ZM174 226V225H173ZM82 227H84V228H86L87 229V227L85 226V225H82ZM102 227V226H101ZM117 227V226H116ZM162 228H163V226H161ZM161 227L159 228V229H161ZM164 227H166L165 225H164ZM33 228V227H32ZM77 228V227H76ZM81 228V227H80ZM103 228V227H102ZM101 228V229H102ZM118 228H119V225H118ZM121 228V229H122ZM136 228V227H135ZM141 228V227H140ZM35 229V228H34ZM75 229V228H74ZM81 229H83V228H81ZM92 229V228H91ZM143 229V228H142ZM142 229H140V230H142ZM164 229V228H163ZM162 229V230H163ZM166 229V228H165ZM170 229H171V227H170ZM31 230V229H30ZM33 230V229H32ZM85 230V229H84ZM83 230V231H84ZM108 230H109V228H108ZM123 230V229H122ZM125 231L127 230V229H124ZM138 230H139V228H138ZM161 230V231H162ZM167 230V229H166ZM166 230H164V232L166 231ZM34 231V230H33ZM128 231V230H127ZM190 231V230H189ZM1 232V231H0ZM74 232L75 231H73V233L71 234V235H73L74 234ZM122 232V231H121ZM167 232V231H166ZM191 232V231H190ZM65 233V232H64ZM70 233V232H69ZM84 233V232H83ZM94 233V232H93ZM128 233V232H127ZM142 233V232H141ZM191 233H193V232H191ZM76 234V233H75ZM150 234V233H149ZM155 234V233H154ZM162 234V233H161ZM187 234H190V233H187ZM70 235V236H71ZM77 235V234H76ZM81 235H82V233H81ZM93 235V234H92ZM99 235V234H98ZM109 235V234H108ZM120 235V234H119ZM125 235V234H124ZM127 235V234H126ZM156 235V234H155ZM163 235H165L164 233H163ZM192 235V234H191ZM207 235V234H206ZM255 235V234H254ZM74 236V235H73ZM83 236H86L85 234H83ZM94 236V235H93ZM100 237L102 236V235H99ZM159 236V235H158ZM177 236V235H176ZM190 236V235H189ZM263 236H264V234H263ZM28 237H29V235H28ZM82 237V236H81ZM95 237V236H94ZM107 237H109V236H107ZM106 237V238H107ZM122 237V236H121ZM120 237V238H121ZM126 237V236H125ZM128 237V236H127ZM192 236H190V238H191ZM2 238V237H1ZM0 238V239H1ZM6 238V239H7ZM32 238V237H31ZM30 238V239H31ZM73 238V237H72ZM85 238V237H84ZM84 238H82V239H84ZM97 238H98V236H97ZM105 238V237H104ZM114 238V237H113ZM158 238V237H157ZM160 238V237H159ZM162 238V237H161ZM34 239V238H33ZM76 239H78V238H76ZM109 239V238H108ZM124 239V238H123ZM128 239V238H127ZM131 239V238H130ZM154 239V238H153ZM188 239V238H187ZM262 239V238H261ZM263 239H264V237H263ZM3 240H4V238H3ZM8 240V239H7ZM9 240V241H10ZM26 240H27V238H26ZM32 240V239H31ZM31 240H29V241H31ZM35 240V239H34ZM33 240V241H34ZM85 240V239H84ZM102 240H103V238H102ZM125 240H126V238H125ZM129 240V239H128ZM184 240V239H183ZM10 241V242H11ZM77 241V240H76ZM97 241H98V239H97ZM106 241H107V239H106ZM105 241V242H106ZM110 241V243H111V239L109 240ZM108 241V242H109ZM146 241V240H145ZM190 241V240H189ZM197 241V240H196ZM6 242V241H5ZM28 242V241H27ZM89 243H90V240L88 241ZM88 242H87V245H88ZM115 242V241H114ZM127 242V241H126ZM192 242H193V239H192ZM195 242V241H194ZM16 243L17 242H15V243H11V245L13 244H15L16 245ZM35 243V242H34ZM58 243V242H57ZM118 243V242H117ZM133 243H135V241L133 242ZM132 243V244H133ZM139 243V242H138ZM137 243V244H138ZM141 243V242H140ZM149 243V242H148ZM190 243H191V241H190ZM10 244V243H9ZM8 244V245H9ZM22 244V243H21ZM33 244V242H31V245ZM86 243H84V245H85ZM121 244V243H120ZM131 244V243H130ZM136 244V243H135ZM194 244V243H193ZM199 244V243H198ZM7 245V244H6ZM17 245H18V243H17ZM29 245V244H28ZM86 245V246H87ZM139 245V244H138ZM153 245V244H152ZM264 245V244H263ZM21 246V245H20ZM36 246V245H35ZM89 246V245H88ZM96 247L98 246L97 245V243H96V245H95ZM102 246H103V250L101 251L100 250V253L102 252V254H104L105 252H106V258L108 259L109 257H111V255H110V253H108V246H107V244L105 243L104 244V242L102 243ZM102 246H100V247H102ZM111 246V245H110ZM120 246V245H119ZM121 246H122V244H121ZM131 246V245H130ZM143 246V245H142ZM142 246H140V247H142ZM185 246V245H184ZM21 247H23V246H21ZM20 247V248H21ZM90 247H92V246H90ZM168 247V246H167ZM88 248V247H87ZM93 248V247H92ZM107 248V249H106ZM19 249V248H18ZM90 249V248H89ZM94 249V248H93ZM93 249H91V250H93ZM102 249V248H101ZM125 249V248H124ZM175 249V248H174ZM192 249V248H191ZM191 249H189V250H191ZM264 249V248H263ZM262 249V251H264ZM32 250H30V251H32ZM107 250V251H106ZM132 250H133V248H132ZM167 250V249H166ZM169 250V249H168ZM176 250V249H175ZM20 251V250H19ZM29 251V250H28ZM97 251H99V250H97ZM110 251H111V249H110ZM17 252V251H16ZM140 252V251H139ZM138 252V253H139ZM189 252V251H188ZM47 253H54V254H57V255H55V256H57V257H55L53 260H44L45 259V255L47 254ZM64 253V254H63ZM82 253V252H81ZM86 253V252H85ZM92 252L90 251V254H91ZM117 253V252H116ZM178 253V252H177ZM182 253V252H181ZM194 252H192V254H193ZM29 253H27V255H28ZM61 254H63V255H61ZM93 254V253H92ZM114 254V253H113ZM125 254V253H124ZM130 254V253H129ZM173 254V253H172ZM172 254H171V256H172ZM175 254V253H174ZM22 255H24V253L22 254ZM82 255H85V254H82ZM87 255V254H86ZM97 255V254H96ZM131 255V254H130ZM129 255V256H130ZM182 255V254H181ZM194 255V254H193ZM10 256V255H9ZM19 256V255H18ZM93 256H94V254H93ZM98 256V255H97ZM104 256V255H103ZM102 256V257H103ZM114 256V255H113ZM158 256V255H157ZM156 256V257H157ZM160 256V255H159ZM168 256H170V255H168ZM170 256V257H171ZM174 256V255H173ZM177 256V255H176ZM188 256V255H187ZM186 256V257H187ZM23 257V256H22ZM25 257V256H24ZM23 257V258H24ZM105 257H103L102 258V261L103 260H106V258ZM127 257V256H126ZM137 256H135V258H136ZM139 257V256H138ZM161 257V256H160ZM164 257V256H163ZM182 257H183V255H182ZM185 257V256H184ZM185 257V258H186ZM190 257H191V255H190ZM195 257V256H194ZM8 258V257H7ZM12 258H13V256H12ZM22 258V259H23ZM97 258H100V257H97ZM97 258H95V260H97ZM119 258H121L120 256H119ZM124 258V257H123ZM122 258V259H123ZM134 258V259H135ZM158 258V257H157ZM167 258V257H166ZM242 258V257H241ZM240 258V259H241ZM10 259V258H9ZM8 259V261L6 260H4V262H9V261H12V260H9ZM94 259V258H93ZM101 259V258H100ZM137 259V258H136ZM135 259V260H136ZM139 259V258H138ZM143 258H141V260H142ZM155 259V258H154ZM169 259V258H168ZM178 259V258H177ZM194 259V258H193ZM199 259V258H198ZM14 260V259H13ZM94 260V261H95ZM109 260V259H108ZM125 260V259H124ZM140 260V259H139ZM145 260V259H144ZM152 260V259H151ZM173 260V259H172ZM36 261V260H35ZM98 261V260H97ZM97 261L95 262V264L97 263ZM143 261V260H142ZM147 261V260H146ZM247 261V260H246ZM4 262H2L3 264H4ZM13 262V261H12ZM16 262V261H15ZM99 262H100V260H99ZM104 262V261H103ZM110 262V261H109ZM132 262H134V260L132 261ZM183 262V261H182ZM188 262V261H187ZM106 263V262H105ZM146 263V262H145ZM244 263V262H243ZM21 264H22V262H21ZM89 264V263H88ZM108 264V263H107ZM132 264V263H131ZM137 264V263H136ZM141 264H143V263H141ZM158 264H159V262H158ZM163 264V263H162ZM189 264V263H188Z\"/></svg>","mask_w":264,"mask_h":264}]
</instances>
